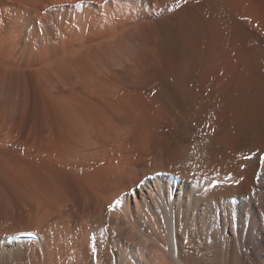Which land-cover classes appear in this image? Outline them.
Wrapping results in <instances>:
<instances>
[{"label":"bare ground","instance_id":"1","mask_svg":"<svg viewBox=\"0 0 264 264\" xmlns=\"http://www.w3.org/2000/svg\"><path fill=\"white\" fill-rule=\"evenodd\" d=\"M172 9L164 41L124 36ZM231 17L229 0H0V264H264V99L241 95L264 34L249 23L241 72Z\"/></svg>","mask_w":264,"mask_h":264},{"label":"rangeland","instance_id":"2","mask_svg":"<svg viewBox=\"0 0 264 264\" xmlns=\"http://www.w3.org/2000/svg\"><path fill=\"white\" fill-rule=\"evenodd\" d=\"M92 1V0H91ZM186 1V0H185ZM190 1V0H189ZM250 1V2H249ZM79 2H81V1H78V3ZM94 2V1H93ZM111 2V0H106V3H110ZM240 2V3H239ZM248 2V3H247ZM258 3V5H257V3ZM229 3H230V6H231V9H232V17L230 18V19H232V20H230L229 21V23H228V26H230V28H232V29H230L229 30V28L227 27V32L228 31H231L230 33L228 32L226 35H228V40H227V44H228V47H227V51H225V53L226 54H228L229 55V57L227 58L228 60H229V62L231 63L230 65L232 66L233 65V67L234 68H236V69H239V70H241V72L243 71V72H246L247 70H246V66H245V63H244V65L242 64L243 62H244V59H243V54L245 53V51H247L246 49H247V41H248V39L250 38V36H249V30H251V26H250V22H253V19H251V16L249 15V14H251V15H253V16H257V17H260L262 20H264V0H229ZM242 3V4H241ZM256 3V5H254ZM263 3V4H262ZM237 4H239L238 6H237ZM246 4H248V5H246ZM253 4V6H249V5H252ZM92 5H95V2H94V4H92ZM243 7H242V6ZM239 6H241V7H239ZM255 9H254V8ZM238 8V9H237ZM241 8V9H240ZM248 10H247V9ZM252 8V9H251ZM254 9V10H253ZM175 9H172V10H170V11H166V10H162V12H160L159 13V15H157L156 17H153L151 14V16H152V18H154V19H151L150 18V20H145V18H142V20L140 19H138V18H134V17H131V20H132V22L131 23H129L127 26H129V27H126V29H125V32H124V36H126L127 37V39L129 40V42H147L148 43V40L150 41V39H151V41L152 42H162V41H164L165 39H166V37H167V35H168V33H167V30L165 29L166 27H164L165 25H163V23L161 22L162 21V19H164L163 17H167V16H169V15H172V12L174 11ZM177 10V9H176ZM176 10L173 12V13H175L176 12ZM172 11V12H171ZM237 11V12H236ZM249 11V12H248ZM256 11H258V12H256ZM169 13V14H168ZM239 14V17H236V16H238V14ZM161 14V15H160ZM165 14H166V16H165ZM163 16V17H162ZM160 17V18H159ZM236 17V18H235ZM134 18V19H133ZM156 18V19H155ZM157 18H159V19H157ZM143 19H144V21H143ZM151 20H152V22H151ZM237 20V21H236ZM140 21V22H139ZM234 21H235V24H234ZM133 22H135V23H133ZM137 22V23H136ZM237 22V23H236ZM264 22V21H263ZM155 24V25H153V24ZM165 23V22H164ZM257 23V22H253V25L255 26V24ZM133 24V25H132ZM230 24V25H229ZM238 24V25H237ZM130 26H131V28H130ZM144 27L143 29H142V27ZM259 26V27H258ZM257 27V28H256ZM262 26L259 24V23H257L256 24V26H255V28L256 29H258L260 32H261V35H263L264 34V27H262ZM137 28V29H136ZM152 28V29H151ZM160 28H161V30H160ZM141 29V30H140ZM145 29V30H144ZM148 31H147V30ZM150 29V30H149ZM165 29V30H164ZM142 30H143V32H142ZM139 31V32H138ZM153 31H154V33H153ZM150 34H149V33ZM138 33V34H137ZM156 33V34H155ZM159 33V34H158ZM162 35V36H158V35ZM138 35V36H137ZM139 35H141L140 37H139ZM145 35V36H144ZM151 35V36H150ZM164 35V36H163ZM247 35L249 36V37H247ZM130 36H131V38H130ZM158 36V37H157ZM264 36V35H263ZM134 37V38H133ZM139 37V38H138ZM145 37V38H144ZM149 37H151V38H149ZM247 37V38H246ZM130 38V39H129ZM137 38V39H136ZM156 38H158V39H156ZM133 39V40H132ZM140 39H142V40H140ZM147 39V40H146ZM163 39V40H162ZM144 40V41H143ZM162 40V41H161ZM150 41V42H151ZM138 42V43H139ZM158 42V43H159ZM229 47H230V49H229ZM243 50H245V51H243ZM234 61V62H233ZM245 67V68H244ZM262 69H263V71H262ZM262 69H261V72H263V73H261L260 71H256V72H254V74H253V77H254V79L255 80H258L257 78L258 77H260L261 75H263V76H261V78H259V83H257L256 84V89L254 90V89H252V90H250L251 91V94H249V92L250 91H244V89H247L246 87H245V85L243 86V88L241 89V92H242V94H241V92H240V94L243 96L244 94L243 93H248V95H252L253 94V96H257V91L259 92V97L260 98H262L261 96H263V98L262 99H264V95H261V93H260V91H264V90H262L263 88H264V86L262 87L261 85L262 84H264L263 83V81H264V67H262ZM260 73V74H259ZM232 75V74H234V73H229V75ZM229 75H228V77H229ZM230 75V77H231V79L230 80H233V81H230V87H232V85L234 84L233 82H234V78H232V77H235V75H232L231 76ZM255 75V76H254ZM257 75V76H256ZM257 77V78H256ZM262 83V84H261ZM260 84V85H259ZM247 86V85H246ZM261 86V87H260ZM258 89V90H257ZM257 90V91H256ZM124 90H122L121 92H120V94H117L116 95V98L119 96V95H123L125 92H123ZM255 91V92H254ZM253 92V93H252ZM145 93V92H144ZM150 93V94H149ZM156 93H157V90H153L152 91V93L151 92H148V96L150 97V95L151 96H153V95H156ZM254 93H255V95H254ZM146 94V93H145ZM153 94V95H152ZM225 94H226V92H225ZM224 94V96H226ZM263 94H264V92H263ZM138 96H140V97H144V94L142 95V93H140V94H137ZM147 95V94H146ZM145 95V96H146ZM255 96V97H256ZM225 98V97H224ZM4 152V154L2 155V153ZM2 153H1V155L3 156V158L5 157V159L6 158H10V156L12 155V156H15L14 154H10L9 152H6V151H3ZM9 153V154H8ZM8 155V156H7ZM24 157V156H23ZM262 157L264 158V154H262ZM15 157H13V158H10V159H14ZM93 161H94V163H93ZM93 161H91L90 162V164H91V166L93 165V167H99V166H101V165H103L104 164V161H103V163H102V161L101 162H97L96 160H93ZM39 165H41V164H39ZM38 165V166H39ZM69 169V168H68ZM67 169V171L68 172H70V170H68ZM82 171V173H80ZM86 171V169L85 168H81V170H79L77 173H78V175L79 176H83L84 175V172ZM75 173V172H74ZM77 173H75V174H77ZM136 191H137V189H133V193H136ZM229 232V229H227L226 230V233H228ZM36 239V238H35ZM38 261H39V259H38ZM34 263V261H32L30 264H33Z\"/></svg>","mask_w":264,"mask_h":264}]
</instances>
